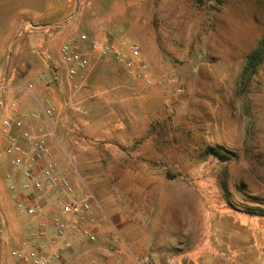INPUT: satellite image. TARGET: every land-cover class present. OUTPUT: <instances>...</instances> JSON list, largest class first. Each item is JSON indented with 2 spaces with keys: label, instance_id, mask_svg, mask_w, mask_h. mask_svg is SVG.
<instances>
[{
  "label": "rangeland",
  "instance_id": "374dc122",
  "mask_svg": "<svg viewBox=\"0 0 264 264\" xmlns=\"http://www.w3.org/2000/svg\"><path fill=\"white\" fill-rule=\"evenodd\" d=\"M14 19L17 38L43 33L55 70L63 43L93 58V39L136 45L146 66L109 56L120 69L66 85V166L116 227L97 259L68 264H264V0H0V32ZM17 57L0 80L25 75ZM2 130L0 116V151ZM21 182L0 157V264H29L12 254L37 227L17 212Z\"/></svg>",
  "mask_w": 264,
  "mask_h": 264
},
{
  "label": "crops",
  "instance_id": "0c3cea01",
  "mask_svg": "<svg viewBox=\"0 0 264 264\" xmlns=\"http://www.w3.org/2000/svg\"><path fill=\"white\" fill-rule=\"evenodd\" d=\"M18 24V19H14L13 30L6 29L0 32V66L8 67L5 68V70L9 71L18 56L17 59L23 58V63L27 65L28 68L25 75L18 77L13 71V73L9 72L11 73L10 75H6L0 80V101L3 103L2 106H0V116L3 120L5 117L11 115L18 117L24 113L38 112L43 108L48 107L52 108L53 118L51 117L50 119V125H47L42 119H27L26 125H28V127L34 132H37L40 128H47L46 131L49 134L48 142L51 147L52 156L57 160L62 173L75 185L77 197L82 199L85 196V194H82L83 184L80 183L76 170L68 169L66 166V161L71 163L73 159L66 148H63L62 150V147L66 146V141L63 136L59 135V132H62L61 130L69 125L70 121L68 115L73 114V109L76 107L75 102L79 99V97H77L78 94L76 93L78 90H76V92H74L76 101H73L74 96L68 93L66 85H71L73 83L76 87H80L83 80L93 76L101 69H107L111 66L115 69L120 68H117V64H114V62L107 57L101 58L99 55L93 53V58L91 55L89 56V66L86 69L80 70L73 81H68L64 77L66 69L60 63L59 56L56 61L59 67L61 66L64 68L61 71L55 70L52 66L51 60H48L47 54L49 49H46L47 54H44L41 38L43 33L39 31H30L22 38H17L19 33L17 30ZM92 41H90V43ZM14 43H18V45L17 48L14 46L13 49ZM11 46L12 49H10ZM56 84H58V87H55ZM109 94L118 97V94L121 93L109 91ZM130 126L131 140L127 141V144L134 143L133 139L135 137L139 139L140 137L145 136L146 133V127L142 124L141 133H139L140 128H138L136 132L137 135L134 137V128L132 125ZM2 132L4 138L3 144H5L6 135L3 130ZM57 132L58 136L56 134ZM19 141L24 143L20 137ZM96 201L97 199L95 198L94 211L97 220V240L93 242L95 244L88 243L81 239L80 241H75L76 237L72 236V234L58 237L56 227L52 220L53 216L58 213V210L51 206L46 208L47 213L44 217L39 216L35 218L37 227L33 228L30 232L26 231L28 239L25 240V243L29 246L34 244L30 247L33 246L36 249L47 252L48 254L57 252V245L62 247L64 244H69V246L62 247L63 249L60 251L58 258L53 259L50 264H68L72 260L75 261V259H78V262L81 259V262L83 263L86 259H97L99 256L95 253V250H97L95 248H98V245L99 248H101L100 245L111 244L114 240L113 234L116 233V227L113 225V222L109 220L108 215L100 209L101 207ZM43 218L46 223L44 226L40 224V221ZM71 240H73L72 243ZM77 246L80 247L79 250L76 249ZM97 261L98 262L96 263L98 264L102 263L101 259Z\"/></svg>",
  "mask_w": 264,
  "mask_h": 264
},
{
  "label": "built area",
  "instance_id": "2783aa9c",
  "mask_svg": "<svg viewBox=\"0 0 264 264\" xmlns=\"http://www.w3.org/2000/svg\"><path fill=\"white\" fill-rule=\"evenodd\" d=\"M81 42L89 41L86 34L81 35ZM92 53L101 58L112 56L120 65H126L130 71L144 72L146 67L142 62L141 52L136 45L125 43V48L131 53L127 57L124 48L115 47L107 40L94 39L90 43ZM46 54V49L43 50ZM60 63L65 67L64 77L73 81L80 70L90 64L89 53L81 49L76 42H65L58 52ZM138 61V62H136ZM0 101V106H2ZM53 115L52 108L41 111L8 116L2 120V128L6 135V143L0 151V157H7L12 172L21 175L22 196L16 203L20 215L39 217L47 213L51 206L58 210L52 220L58 237L77 233L85 239L95 241L97 238V220L94 211V196L89 192L79 199L75 185L62 173L59 164L52 156L46 129L34 132L26 125L27 119H42L50 125ZM49 130V129H48ZM16 131V132H15ZM19 137L24 141L21 143ZM44 226V218L40 221ZM23 247L12 252L14 256L24 258L29 264H50L58 258L62 247L57 245V252L48 254L43 250L29 247L24 242Z\"/></svg>",
  "mask_w": 264,
  "mask_h": 264
}]
</instances>
